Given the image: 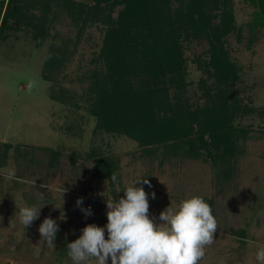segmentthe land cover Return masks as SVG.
<instances>
[{"label":"rangeland","instance_id":"1","mask_svg":"<svg viewBox=\"0 0 264 264\" xmlns=\"http://www.w3.org/2000/svg\"><path fill=\"white\" fill-rule=\"evenodd\" d=\"M45 1L50 11L43 45L35 47L25 27L0 35V264H72L67 244L82 235L88 224L104 227L106 200H118L124 195L122 189L145 178L151 187L142 181L136 186L148 194V214L158 224L160 213L169 205L175 208L192 196L202 197L211 206L218 228L199 264H258L255 253L264 247V118L252 113L235 121L247 134L243 153L228 180L217 177V165L203 156L183 157L181 152L175 155L162 146H139L122 134L94 131L95 118L87 111L85 97L92 81L91 60L101 46L104 27L87 22L78 37L68 12L56 1ZM45 1L33 0L27 14L39 17V6ZM71 1L90 7L93 3ZM232 2L240 27L250 21L253 8L246 0ZM248 37L243 27L240 39L237 32L226 39L228 59L239 76L233 96L239 106L262 109L264 30L253 42L249 43ZM51 39L66 43L67 51H73L63 71L47 81L42 70ZM206 50L205 42L184 44L185 81L189 83L186 96L200 106L201 81L211 94L216 93L215 79L197 69L195 61L198 56L208 61ZM29 83L35 84L31 91ZM59 88L72 95L80 107L51 100L50 94ZM91 149L117 163L116 183L107 175L93 176L94 160L86 158ZM54 161L56 165L51 166ZM79 198L92 215L85 216L77 206ZM25 206L40 209L38 219L26 228L17 215ZM46 217L59 225L53 247L41 242L38 231Z\"/></svg>","mask_w":264,"mask_h":264},{"label":"trees","instance_id":"2","mask_svg":"<svg viewBox=\"0 0 264 264\" xmlns=\"http://www.w3.org/2000/svg\"><path fill=\"white\" fill-rule=\"evenodd\" d=\"M53 1L72 17L78 37L87 22L104 27L101 46L91 60L92 81L85 97L87 111L95 118L94 131L122 134L139 146H162L183 157L203 156L217 165V177L228 180L247 134L235 121L252 113L264 118V108L235 104L233 90L239 76L228 59L226 39L236 32L240 39L245 27L248 42L256 40L264 30V0H246L253 12L240 27L232 0H93L91 7L71 0ZM48 3H41L38 17L27 14L33 0H0V35L25 27L34 46L40 47L48 37ZM191 41L206 43L209 60L198 56L197 69L216 82V93L211 94L201 81L203 106L191 103L185 92L189 83L184 44ZM66 46L51 39L43 79L52 81L63 71L73 51ZM50 99L80 107L62 88ZM86 158L94 160V177L110 178L117 172V163L100 151L91 149Z\"/></svg>","mask_w":264,"mask_h":264},{"label":"clouds","instance_id":"3","mask_svg":"<svg viewBox=\"0 0 264 264\" xmlns=\"http://www.w3.org/2000/svg\"><path fill=\"white\" fill-rule=\"evenodd\" d=\"M35 87L29 83V91ZM110 179L116 183L117 174ZM151 187L145 179L125 187L124 195L107 199V224L99 227L88 224L82 235L67 244L72 264H199L205 256V249L214 239L218 228L211 206L202 197L192 196L182 200L177 207L170 205L160 213L161 223L149 217L148 194L141 182ZM155 198V193H152ZM43 200V194L41 195ZM85 216L92 215L91 209L82 207L83 198L76 201ZM40 209L25 206L18 210V219L25 228L38 219ZM105 228L107 239L105 238ZM41 242L55 246L54 241L59 225L46 217L38 229ZM258 264H264V247L255 253Z\"/></svg>","mask_w":264,"mask_h":264}]
</instances>
